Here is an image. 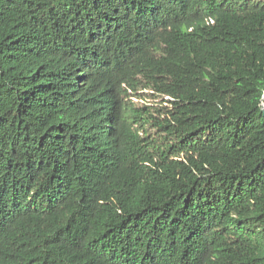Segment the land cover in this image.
Segmentation results:
<instances>
[{
  "label": "trees",
  "instance_id": "obj_1",
  "mask_svg": "<svg viewBox=\"0 0 264 264\" xmlns=\"http://www.w3.org/2000/svg\"><path fill=\"white\" fill-rule=\"evenodd\" d=\"M0 264H264V0H0Z\"/></svg>",
  "mask_w": 264,
  "mask_h": 264
},
{
  "label": "rangeland",
  "instance_id": "obj_2",
  "mask_svg": "<svg viewBox=\"0 0 264 264\" xmlns=\"http://www.w3.org/2000/svg\"><path fill=\"white\" fill-rule=\"evenodd\" d=\"M146 94H150V93H146ZM164 98L165 97L158 96V95H153V96L148 95L147 98L144 100V102L146 104L151 105V106L160 107L162 105L164 106L167 104L166 102H164ZM133 100L140 101L139 104H143V102L141 100H137L135 98Z\"/></svg>",
  "mask_w": 264,
  "mask_h": 264
},
{
  "label": "clouds",
  "instance_id": "obj_3",
  "mask_svg": "<svg viewBox=\"0 0 264 264\" xmlns=\"http://www.w3.org/2000/svg\"><path fill=\"white\" fill-rule=\"evenodd\" d=\"M132 100L134 99V97H132L131 98ZM135 99H137V98H135ZM137 100H140V99H137ZM133 101H135V100H133ZM142 102H144L143 100H141ZM140 101H136V103H139Z\"/></svg>",
  "mask_w": 264,
  "mask_h": 264
}]
</instances>
